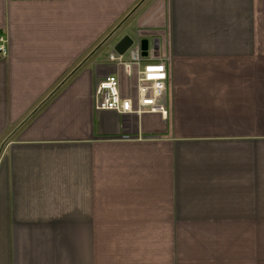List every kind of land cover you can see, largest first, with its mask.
Returning a JSON list of instances; mask_svg holds the SVG:
<instances>
[{
    "label": "crops",
    "instance_id": "crops-1",
    "mask_svg": "<svg viewBox=\"0 0 264 264\" xmlns=\"http://www.w3.org/2000/svg\"><path fill=\"white\" fill-rule=\"evenodd\" d=\"M0 35V264H264V0H0ZM126 35L167 119L95 110Z\"/></svg>",
    "mask_w": 264,
    "mask_h": 264
},
{
    "label": "built area",
    "instance_id": "built-area-1",
    "mask_svg": "<svg viewBox=\"0 0 264 264\" xmlns=\"http://www.w3.org/2000/svg\"><path fill=\"white\" fill-rule=\"evenodd\" d=\"M8 41L0 35V57L7 55ZM116 72L103 77L95 90V110L120 115L158 114L169 117L167 55L149 47L143 56L141 41L134 42L123 56L112 52L108 57ZM126 82L123 84L121 78Z\"/></svg>",
    "mask_w": 264,
    "mask_h": 264
},
{
    "label": "water",
    "instance_id": "water-1",
    "mask_svg": "<svg viewBox=\"0 0 264 264\" xmlns=\"http://www.w3.org/2000/svg\"><path fill=\"white\" fill-rule=\"evenodd\" d=\"M134 40L126 35L123 38H121L113 47L114 52H116L118 55L123 56L127 53V51L132 47L134 44ZM149 40L148 39H142L141 40V48L143 51V56L148 55V49H149ZM157 49V48H156Z\"/></svg>",
    "mask_w": 264,
    "mask_h": 264
},
{
    "label": "rangeland",
    "instance_id": "rangeland-1",
    "mask_svg": "<svg viewBox=\"0 0 264 264\" xmlns=\"http://www.w3.org/2000/svg\"><path fill=\"white\" fill-rule=\"evenodd\" d=\"M120 26H121V25H120ZM112 37H113V34H111V36H109V39H110V38H112ZM131 37H132L133 39H136V38H135V37H136V35H135V34H133V33L131 34Z\"/></svg>",
    "mask_w": 264,
    "mask_h": 264
}]
</instances>
